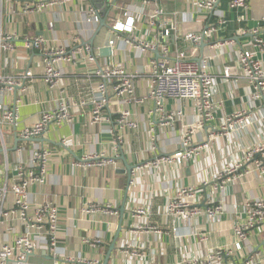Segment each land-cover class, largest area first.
Returning a JSON list of instances; mask_svg holds the SVG:
<instances>
[{"label": "crops", "instance_id": "0c3cea01", "mask_svg": "<svg viewBox=\"0 0 264 264\" xmlns=\"http://www.w3.org/2000/svg\"><path fill=\"white\" fill-rule=\"evenodd\" d=\"M198 1L204 0H0V36H12L14 45L12 52L0 49V77L17 83L11 90L0 91V106L11 110L15 102L17 116L14 127L3 125L6 149L0 153V186L9 185L16 166L29 160L34 147L45 148L51 152L45 183L32 185L28 197L31 204L49 202L58 210L55 247L41 246L24 261L18 263L14 257L8 264H102L112 243L114 249L107 264L202 262L218 249L230 251L223 264H244L246 260L264 264V230L248 231L241 242L234 235V228L245 220L244 203L264 200V166L259 169L255 165L260 155L247 160L249 149L264 140L259 120L264 106L252 99L254 88L248 79L224 75L226 67L237 66L243 51L254 53L264 69V0H246L241 8H231L230 0H216L209 12L200 10ZM156 9L164 17L174 15L164 25L169 32L166 38L148 24ZM127 19L133 20L130 28ZM100 20H105L107 27H100ZM112 26L122 27L123 31L116 33ZM211 27L215 31L207 37ZM188 33L201 37L199 44L194 46L185 40ZM36 37L64 49L67 55L77 52L71 62H59L56 68L60 76L53 87L44 81L41 54L23 47L25 38ZM255 37L261 39V49L254 46ZM109 40L114 41L111 48ZM219 43L225 45L213 46ZM140 44L154 50L142 51ZM84 47L90 48L92 62L87 60ZM107 48L110 54L102 55ZM162 48L168 50L171 60L185 52L194 61H205L213 75L216 108L212 120L203 126L196 127L193 101L165 100L166 112H181L165 127L151 114L153 103L146 99L151 62L162 57ZM114 67L131 77L135 96L145 98L142 104L124 105L112 97L108 88L109 102L103 111L106 122L89 124L86 107L75 115L73 123L50 125L42 137L36 138L44 142L20 141L17 147L22 146L21 152L17 148L7 152L13 149L15 137L32 128L40 114L56 106L60 98L90 99L95 93L92 85L100 81L96 73ZM25 72L31 77L23 80L20 75ZM123 108L131 111L137 127L127 129L121 148L115 149L107 130L115 125L118 111ZM242 111L250 112L255 121L241 131L223 135L225 118ZM186 127L194 129L192 147L206 143L207 149L183 163L181 170L175 165L152 167L158 157L179 149ZM63 139H72L73 146L65 148L60 143ZM101 154L114 162L105 167L73 165L78 159ZM233 164L240 166L241 177L235 175L220 187L216 177ZM127 166L134 168L129 180ZM183 187L195 190L192 205L201 214L178 221L166 215L165 207ZM216 205H220V213L208 218L205 210ZM7 206H11V197ZM91 207L98 209L89 210ZM134 208L147 210L144 222L150 230L137 229L130 215ZM23 231L17 221L6 220L0 226V245L12 244ZM95 240L99 243L93 247ZM236 243H240L237 250Z\"/></svg>", "mask_w": 264, "mask_h": 264}, {"label": "built area", "instance_id": "2783aa9c", "mask_svg": "<svg viewBox=\"0 0 264 264\" xmlns=\"http://www.w3.org/2000/svg\"><path fill=\"white\" fill-rule=\"evenodd\" d=\"M216 0L198 1L197 7L206 12L212 11ZM246 0H230L231 8H241L245 6ZM171 17H164L161 10L156 9L149 16L148 24L151 28H158L160 37L166 38L169 34L168 28L164 25L170 23ZM97 19L96 17H94ZM94 19V20H95ZM162 19V22H158ZM133 24L132 19H127L126 24ZM221 23V22H220ZM219 23V24H220ZM125 24V25H126ZM112 30L116 33L122 32L123 28L112 26ZM215 31L211 27L206 32L209 37ZM185 40L196 46L201 41V37L192 33L184 36ZM13 37L0 36V49L12 52L14 49ZM229 44V43H226ZM254 46L260 49L263 46L261 39L254 38ZM114 45L113 40L108 41V46L111 48ZM225 43L214 44L213 46H224ZM23 47L27 50L38 51L43 59L44 65V81L53 87L58 82L60 76L57 65L59 62H71L77 52L65 54V50L53 45H49L48 41L43 37L25 38ZM142 51L154 50V47L148 44H140ZM84 53L87 54V60H94L89 47H84ZM162 57L151 62L150 70V91L146 99L153 103L151 114L157 116L160 125L165 127L171 125L175 117H179L181 112H166L164 109V101L169 99L177 103L185 101H193L196 107V115L198 124L196 127L203 126L206 122L211 121L216 105L213 102L215 79L207 69L205 61H194L185 52H179L174 59L168 57V50L162 48ZM111 52V49H110ZM238 64L236 67H226L224 69L225 77H240L248 79L254 88L252 99L262 102L264 106V69L261 61L256 59L254 53L243 51L238 56ZM99 82L92 85L95 93H91L90 99H79L69 101L65 99L57 100L54 107L43 111L38 122L30 129H25L19 138L21 142H26L42 137L50 125L60 126L63 123H73L75 115L86 107L89 108V124L100 125L107 121L103 115V111L109 102L108 88L112 90V97L120 99L124 105L134 104L139 105L144 102L145 98L135 96L134 86L131 77L125 73L120 67H114L110 70H100L96 73ZM24 80L30 78V72H25L20 75ZM133 78V77H132ZM0 84L3 86L0 91L11 90L17 83L13 79H2ZM1 94V93H0ZM3 94V93H2ZM15 102L13 109H6L3 105L0 106V149H6L3 125L15 126L17 116ZM264 128V114L259 119ZM254 118L248 111L236 112L234 115L226 117L221 130L223 135H228L231 131L243 130L254 122ZM137 123L129 109L123 108L118 111V118L113 127L108 128L107 133L112 137L113 147L120 149L124 140V133L127 129H136ZM193 127H186L183 137L180 141V147L172 154L161 155L151 166L154 168L162 165H175L178 170H181L182 164L190 161L192 158L199 155L202 149H207L206 143L192 147ZM65 148L69 149L73 146L72 139H63L60 142ZM17 150L21 152L22 146ZM259 154L260 159L255 162L257 168L261 169L264 166V140L260 145L251 147L248 151L247 160L253 155ZM51 156V152L42 147H34L29 154V160L26 163H19L16 166L15 176L9 185L0 186V226L6 221H17L24 231L19 234L12 244L0 245V264H8L14 257L17 262L24 261L29 255L34 254L41 246L48 249L54 248L56 245V230L58 227V210L52 203L31 204L28 197V189L34 185H42L46 179V168ZM112 158H105L101 155H89L74 162L76 167H105L112 164ZM149 164L144 167H148ZM239 165H231L224 169V173L219 174L216 180L221 184L229 182L235 175L241 177ZM237 173V174H236ZM231 176V177H230ZM11 197V206H7V199ZM195 197V190L192 187L179 188L175 196L172 197L165 207V213L168 216L175 217L178 221H187L201 214V210L192 205ZM97 210L98 208L91 207L89 210ZM221 211L220 205L211 207L205 210V215L212 218ZM131 217L137 222V229H149L145 225L144 218L147 215V210L143 208H134L130 211ZM245 220L243 223L234 228V235L238 241H245L248 231L260 228L264 230V200L255 199L244 203ZM204 240V238H202ZM99 240H95L91 246L98 244ZM240 243L235 244V249H239ZM230 253L218 249L209 253L206 259L202 262L197 260L188 261L187 264H223V258ZM79 264H98L97 262H79ZM244 264H251L250 260H246Z\"/></svg>", "mask_w": 264, "mask_h": 264}, {"label": "water", "instance_id": "95a60500", "mask_svg": "<svg viewBox=\"0 0 264 264\" xmlns=\"http://www.w3.org/2000/svg\"><path fill=\"white\" fill-rule=\"evenodd\" d=\"M100 27H107L106 24H105V20H100ZM203 47H204V43L202 42L201 45H200V48L202 49ZM101 52H102V55H106V56H108V55L110 54V51L108 50V48H107V49H104V50L101 51ZM20 141H21L20 138L15 137V143H14V147H13V149H9V150H7V152H9V151H13V150H16V148H17V143L20 142ZM29 141H30V140H29ZM31 141H32V140H31ZM33 141L44 142L43 139H33ZM2 152H3V150L0 149V153H2ZM133 169H134L133 167H128V166H127L126 169H125V172H126L127 175H128V180H129L130 174H131V172H132ZM120 212L122 213V211H120ZM117 232H119V229H118ZM116 237H117V235H116ZM113 249H114V243H112V244L110 245V247H109V251H108V254L106 255V257H105V259H104V261H103L102 264H107V263H108V259H109L110 253L112 252ZM29 256H32V255H29ZM29 256H28V257H29Z\"/></svg>", "mask_w": 264, "mask_h": 264}]
</instances>
